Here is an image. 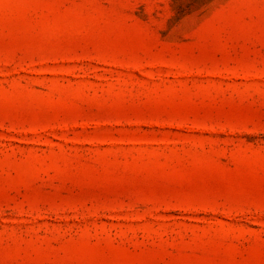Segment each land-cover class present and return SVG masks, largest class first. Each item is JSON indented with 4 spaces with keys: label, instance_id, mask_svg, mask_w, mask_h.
<instances>
[{
    "label": "rangeland",
    "instance_id": "obj_1",
    "mask_svg": "<svg viewBox=\"0 0 264 264\" xmlns=\"http://www.w3.org/2000/svg\"><path fill=\"white\" fill-rule=\"evenodd\" d=\"M0 264H264V0H0Z\"/></svg>",
    "mask_w": 264,
    "mask_h": 264
}]
</instances>
